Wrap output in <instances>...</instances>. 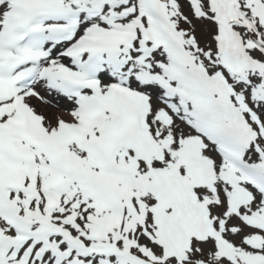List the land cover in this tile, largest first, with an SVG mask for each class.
<instances>
[{"label": "snow or ice", "instance_id": "snow-or-ice-1", "mask_svg": "<svg viewBox=\"0 0 264 264\" xmlns=\"http://www.w3.org/2000/svg\"><path fill=\"white\" fill-rule=\"evenodd\" d=\"M0 264H264V0H0Z\"/></svg>", "mask_w": 264, "mask_h": 264}]
</instances>
